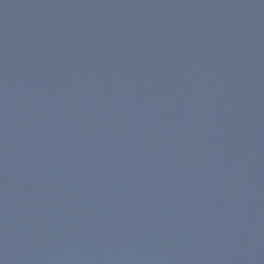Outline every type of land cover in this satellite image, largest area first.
Segmentation results:
<instances>
[{
  "label": "water",
  "instance_id": "1",
  "mask_svg": "<svg viewBox=\"0 0 264 264\" xmlns=\"http://www.w3.org/2000/svg\"><path fill=\"white\" fill-rule=\"evenodd\" d=\"M0 264H264V0H0Z\"/></svg>",
  "mask_w": 264,
  "mask_h": 264
}]
</instances>
